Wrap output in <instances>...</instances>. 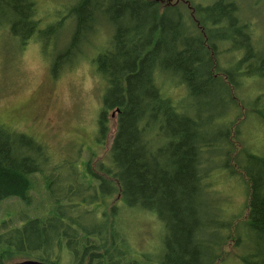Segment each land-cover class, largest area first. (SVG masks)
Wrapping results in <instances>:
<instances>
[{
	"label": "trees",
	"instance_id": "trees-1",
	"mask_svg": "<svg viewBox=\"0 0 264 264\" xmlns=\"http://www.w3.org/2000/svg\"><path fill=\"white\" fill-rule=\"evenodd\" d=\"M244 5L75 0L42 27L38 0H0V29L21 37V51L71 22L68 41L49 54L54 78L82 62L90 36L110 34L92 61L104 88L97 148L116 117L106 156L88 147L83 172L76 160L70 178L58 176L61 192L46 175L62 166L48 146L0 122V201L32 205L39 173L51 202L47 215L0 219V264L24 255L51 264H225L233 256L264 264V152L259 138L245 139L256 132L246 129L252 120L264 124V43ZM224 173L243 186L244 213L222 215L215 184Z\"/></svg>",
	"mask_w": 264,
	"mask_h": 264
},
{
	"label": "rangeland",
	"instance_id": "rangeland-1",
	"mask_svg": "<svg viewBox=\"0 0 264 264\" xmlns=\"http://www.w3.org/2000/svg\"><path fill=\"white\" fill-rule=\"evenodd\" d=\"M74 1L38 0L40 16L44 19L42 27L53 26L60 16L68 13L69 5ZM243 3L244 8H253L250 21L264 43V0H243ZM71 25V22H67L64 28L45 39L47 42L31 41L24 51L19 49L20 41L8 29H0V122L44 142L54 155V162L62 165V168L54 172L61 179L70 178L69 166L76 160L74 165L78 172H83L82 160L87 158V148H97V117L104 88L92 61L110 38L105 30L98 37L96 34L90 36L89 43L81 46L82 62L54 78L50 71L49 54L51 55L55 46H63L68 41ZM181 94L182 91L177 90L172 96L178 98ZM115 118L114 116L112 119L111 133L106 144L103 147L99 145L96 149L99 157L106 156L112 143ZM247 127L248 131L256 132L250 133L245 139H253L249 141L255 142L259 138L257 146H261L258 148L264 152V124L259 125L257 120H252ZM34 177L35 190L32 195L35 206H26L23 202L17 204L16 199L3 201L0 203V219L15 217L21 222L29 214H48L51 202L45 193L44 181L39 173ZM215 186L219 193H223V216L224 210L225 216L244 213L246 193L237 179L224 173ZM218 215L222 218L221 212ZM149 232V228H145L144 233L148 235ZM145 242L147 239L138 242L137 246L140 247ZM248 251L242 248V253ZM24 257L18 260H25ZM225 264L244 263L233 256Z\"/></svg>",
	"mask_w": 264,
	"mask_h": 264
},
{
	"label": "bare ground",
	"instance_id": "bare-ground-1",
	"mask_svg": "<svg viewBox=\"0 0 264 264\" xmlns=\"http://www.w3.org/2000/svg\"><path fill=\"white\" fill-rule=\"evenodd\" d=\"M97 25L98 24H96V22L95 21H93L92 22V25L90 26V32L89 33H93V31L96 29V27H97ZM57 30H59V29H57ZM55 34L56 32L55 31H50V33L48 34V36H46V35H43V36H38V35H34V37L36 38H38V39H40L41 41H44V42H47L45 39H48L52 34ZM18 37V39H21V37L20 36H17ZM37 41L36 39H33V40H31V41ZM39 40V41H40ZM30 41V42H31ZM38 42V41H37ZM70 167V166H69ZM61 168H62V166H61ZM71 169V168H70ZM46 175H47V177L48 178H50V179H53V181L55 182V190L57 191V192H61L62 191V187H58V184H59V177H58V175H56V174H54V173H52V172H49V171H47L46 172ZM70 175H71V172H70ZM71 177V176H70ZM42 179H43V181H44V184H45V193H46V195H47V197H48V190H47V187H46V183H45V180H44V177L42 176ZM35 190V187H34V189L31 191V195H32V193H33V191ZM32 197H33V195H32ZM11 199H16V203L17 204H20L21 202H23L22 200H20V199H18V198H11ZM48 199H49V197H48ZM7 200H10V199H7ZM40 200V199H39ZM43 200V199H42ZM3 201H6V200H3ZM3 201H0V203L1 202H3ZM33 201H34V198H33ZM33 201H32V205H30V207H33V206H35V204H33ZM50 201V200H49ZM24 203V202H23ZM38 203V202H37ZM25 204V203H24ZM39 204V203H38ZM26 205V204H25ZM26 206H28V205H26ZM10 216H13L14 217V215L13 214H10ZM15 218V217H14ZM13 218V219H14ZM13 219H11V220H13ZM9 220V222H10V219H8ZM33 260H35V259H33ZM38 261H40V260H38ZM42 262H45V261H42ZM46 263H48V262H46ZM49 264H51V263H49Z\"/></svg>",
	"mask_w": 264,
	"mask_h": 264
},
{
	"label": "water",
	"instance_id": "water-1",
	"mask_svg": "<svg viewBox=\"0 0 264 264\" xmlns=\"http://www.w3.org/2000/svg\"><path fill=\"white\" fill-rule=\"evenodd\" d=\"M9 264H49V263L38 261V260H33V259H25L21 261L11 262Z\"/></svg>",
	"mask_w": 264,
	"mask_h": 264
}]
</instances>
